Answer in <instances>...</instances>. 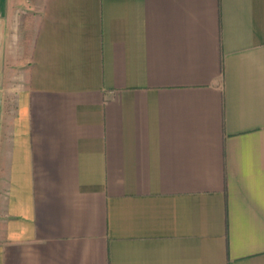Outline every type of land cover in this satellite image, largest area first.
<instances>
[{
    "label": "crops",
    "instance_id": "crops-1",
    "mask_svg": "<svg viewBox=\"0 0 264 264\" xmlns=\"http://www.w3.org/2000/svg\"><path fill=\"white\" fill-rule=\"evenodd\" d=\"M0 94V264H264V0H0Z\"/></svg>",
    "mask_w": 264,
    "mask_h": 264
},
{
    "label": "rangeland",
    "instance_id": "rangeland-1",
    "mask_svg": "<svg viewBox=\"0 0 264 264\" xmlns=\"http://www.w3.org/2000/svg\"><path fill=\"white\" fill-rule=\"evenodd\" d=\"M26 59H28V57L24 54L23 59H22V62H24L23 65L20 67H17L16 70L13 72V85L20 86L24 82L23 81L24 80V77H23L24 67L28 66V64L25 63ZM16 95H17L16 92H12V96L15 97Z\"/></svg>",
    "mask_w": 264,
    "mask_h": 264
}]
</instances>
